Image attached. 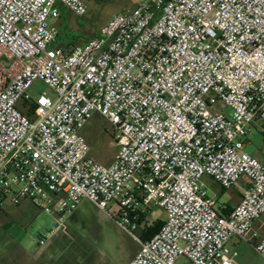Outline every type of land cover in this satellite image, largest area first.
I'll return each instance as SVG.
<instances>
[{
	"label": "built area",
	"instance_id": "1",
	"mask_svg": "<svg viewBox=\"0 0 264 264\" xmlns=\"http://www.w3.org/2000/svg\"><path fill=\"white\" fill-rule=\"evenodd\" d=\"M134 1L64 49L55 23L84 16L83 0H0V208L30 202L55 218L47 236L82 200L131 230L160 208L128 264H236L233 239L264 259V165L243 151L254 123L264 132V0ZM36 82L52 97L31 95ZM94 114L112 130L110 165L81 135ZM205 177L244 179L239 203L216 204Z\"/></svg>",
	"mask_w": 264,
	"mask_h": 264
},
{
	"label": "rangeland",
	"instance_id": "2",
	"mask_svg": "<svg viewBox=\"0 0 264 264\" xmlns=\"http://www.w3.org/2000/svg\"><path fill=\"white\" fill-rule=\"evenodd\" d=\"M87 11L82 17H75L62 10L61 18L55 23L58 37L66 34L76 38L75 44L97 35L100 27L118 14L125 15L135 5L134 0H83ZM52 93L43 84L36 82L30 94ZM221 107H217L220 109ZM216 110V109H215ZM229 113V108L221 109ZM90 148L91 158L102 165H108L115 157L117 148L112 143L110 126L94 114L81 131ZM244 152L264 163V138L253 129L247 135ZM244 179L239 182L243 187ZM207 195L220 203H232V194H218L211 179L201 180ZM108 213L99 210L87 200H82L72 217L66 220L52 236L47 234L55 229L54 217L41 212L30 202L20 205L5 202L0 208V264H128L139 250L132 236L139 238V230L123 228L116 219V208L108 207ZM164 212L151 208L148 221H163ZM117 220V221H116ZM264 222V214L261 217ZM260 233L264 229L259 228ZM258 232V233H259ZM44 238V245L37 241ZM250 244L233 239L229 247L235 252L236 264H264V259ZM182 260H179V264Z\"/></svg>",
	"mask_w": 264,
	"mask_h": 264
},
{
	"label": "trees",
	"instance_id": "3",
	"mask_svg": "<svg viewBox=\"0 0 264 264\" xmlns=\"http://www.w3.org/2000/svg\"><path fill=\"white\" fill-rule=\"evenodd\" d=\"M76 38L71 36V35H65V36H61V37H58L57 40H56V44L57 46H61L63 47L64 49H68L70 46L74 45L75 44V41ZM140 222L141 221H138L137 222V230H139V239L141 241H147L149 240L154 234H156L161 226V222L160 220H157V221H154L152 222L151 225H148L147 224V221L143 223L142 226H139L140 225Z\"/></svg>",
	"mask_w": 264,
	"mask_h": 264
},
{
	"label": "crops",
	"instance_id": "4",
	"mask_svg": "<svg viewBox=\"0 0 264 264\" xmlns=\"http://www.w3.org/2000/svg\"><path fill=\"white\" fill-rule=\"evenodd\" d=\"M253 129H255L258 132H260L262 134L263 138H264V132H263L262 127H261V125L259 123H254L253 126H252L251 131ZM247 144H249V142ZM113 160H114V158H113ZM113 160L108 165H110L113 162ZM262 164L264 165V163H262ZM211 185L213 187H215V190L217 191V193L219 195L222 194V193H224V192H230L232 194V203L233 204H229V203H220V204H224L227 207L232 208V207H234L235 205H237L239 203V200H240V197H241V188L240 187H233L231 189H222L218 185H216L213 181H212V184ZM70 217H72V215ZM254 228L257 231L259 230V228H263L264 229V222H261V220L259 222H256L255 225H254ZM263 234H264V231H263V233H260L259 232V235L260 236L263 235Z\"/></svg>",
	"mask_w": 264,
	"mask_h": 264
},
{
	"label": "snow or ice",
	"instance_id": "5",
	"mask_svg": "<svg viewBox=\"0 0 264 264\" xmlns=\"http://www.w3.org/2000/svg\"><path fill=\"white\" fill-rule=\"evenodd\" d=\"M42 103H45V101H41Z\"/></svg>",
	"mask_w": 264,
	"mask_h": 264
}]
</instances>
